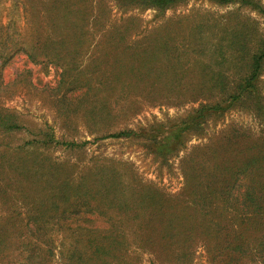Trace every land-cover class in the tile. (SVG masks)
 <instances>
[{"label":"rangeland","instance_id":"1","mask_svg":"<svg viewBox=\"0 0 264 264\" xmlns=\"http://www.w3.org/2000/svg\"><path fill=\"white\" fill-rule=\"evenodd\" d=\"M258 1L264 6V0ZM53 15L59 16L55 17L59 27L52 26ZM66 19L83 31L78 49L72 44L75 32L64 28L72 26ZM48 34L66 40L67 74L63 66L33 63L21 54L5 69V80L28 69L29 81L0 96L24 127L6 142L12 147L25 145L34 149L31 156L61 164L65 170L60 177L77 183L103 166L113 167L123 177L109 176L101 183L125 181L123 195L132 204L136 194L154 192L148 185L158 187L161 198L180 195L179 200H188L185 174H204L200 167L204 163L230 159L234 164L258 151L264 115L253 101L209 115L183 133L176 150L162 154L158 148L161 135H170L201 102L222 96L218 82L238 81L248 74V60L264 38V16L258 11L212 0H182L164 10L137 0H0V37L37 42L39 35ZM75 55H80L76 61ZM71 68L76 84L63 80V74L69 79L73 75L68 73ZM100 69L110 76L106 84L100 83ZM259 86L258 100L264 102V62ZM126 129L133 131L130 137H106ZM46 135L52 137L49 145L43 144ZM36 195L24 199L16 190L0 193V218L11 217L16 223L13 228L0 219V264H25L20 219L35 206ZM167 200L163 205L170 204ZM53 236V253L37 259V264H65L59 245L63 233ZM131 244L118 264H175L168 250L150 252ZM177 247L169 251L179 254ZM195 247L186 264H210L205 249Z\"/></svg>","mask_w":264,"mask_h":264},{"label":"trees","instance_id":"2","mask_svg":"<svg viewBox=\"0 0 264 264\" xmlns=\"http://www.w3.org/2000/svg\"><path fill=\"white\" fill-rule=\"evenodd\" d=\"M180 1L137 0L140 5L160 10ZM212 1L218 4L239 3L264 16V6L258 0ZM55 17L59 18L53 15L50 22L53 27H59ZM68 20L67 25L72 26L65 25L64 28L73 29L75 40L72 44L78 49L82 47L83 31L77 23L72 24ZM65 44L64 38H54L51 34L39 35L37 42L1 36L0 93L12 91L16 84L23 81L28 83L29 79L25 77L31 74L28 69L12 81L5 80V69L21 54L33 63L39 61L63 66L66 72L67 62L70 61L63 55ZM72 44L69 43L68 47ZM79 56L75 55L74 61ZM263 62L264 38L248 60L245 77L228 83L218 82L221 97L201 102L198 108L175 124L176 129L170 135H161L164 138L158 143L161 145L158 148L162 154L176 150L185 131L200 126L209 115L223 112L237 102L253 101L256 110L264 115V102L258 100ZM120 67L121 64L115 69ZM99 71L102 76L100 83L106 84L110 76L107 77L102 69ZM68 73L73 75L69 79L64 75L66 72L63 80L76 84L78 79L73 80L77 75L74 69L71 68ZM109 115L110 112H107L106 116ZM23 128L18 114L5 107L0 96V147L3 148V151L0 150V193L5 195L10 190H16L24 199L37 193L35 206L29 208L26 215L20 213L24 214L20 219L19 236L22 238L21 256L25 264H37V259H45L52 254L53 235L59 233H63L59 245L65 264H118L133 245L131 243L150 252L168 250L169 255L175 256V264L190 263L189 253L194 254L198 244L205 249L210 264H264V135L257 139L258 151L247 159L243 157L234 164L230 159L213 161L209 166L204 163L203 167L200 165L201 171L205 170L204 174H185L183 190L186 196L191 195V199L179 200L180 195H176L167 200L159 197L158 187L148 185L154 192L143 196L136 194L132 204L123 195L125 181L109 179L108 183H101L109 176L116 178L120 174L123 177L113 167L103 166L97 172L86 175V180L74 183L69 178L60 177L65 170L61 164L31 156L34 149H26L25 145L12 147L6 142L9 135ZM132 133V130L126 129L106 137H130ZM36 142L31 141L33 144ZM50 143L52 137L46 135L43 144ZM36 200H39L38 205ZM165 200L170 204L163 205ZM0 219H5V226L12 224L13 228L16 227L11 217ZM97 220L101 223L97 224ZM174 245L179 246V254L169 251Z\"/></svg>","mask_w":264,"mask_h":264}]
</instances>
